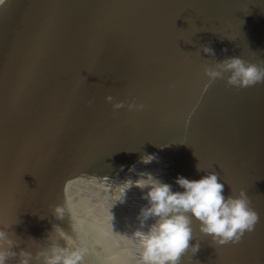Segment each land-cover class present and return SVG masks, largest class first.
Masks as SVG:
<instances>
[{"label": "water", "instance_id": "1", "mask_svg": "<svg viewBox=\"0 0 264 264\" xmlns=\"http://www.w3.org/2000/svg\"><path fill=\"white\" fill-rule=\"evenodd\" d=\"M231 56L264 60V0H5L0 227L33 254L58 224L88 264H142L129 236L147 201L132 187L116 202L124 181L150 172L183 191L178 176L214 171L225 196L245 190L260 222L216 246L193 219L192 264H264V83L206 87L203 72ZM107 95L145 107L114 113ZM55 204L68 210L62 221Z\"/></svg>", "mask_w": 264, "mask_h": 264}, {"label": "clouds", "instance_id": "2", "mask_svg": "<svg viewBox=\"0 0 264 264\" xmlns=\"http://www.w3.org/2000/svg\"><path fill=\"white\" fill-rule=\"evenodd\" d=\"M4 4L5 0H0V5ZM202 51L215 56L213 48L208 45L202 46ZM222 51L226 52L227 49ZM203 72L208 78L206 87L218 79H224L226 86L239 90L264 83V60L252 63L240 56L225 57L216 60L212 66L206 64ZM105 101L112 105L114 113L125 107L130 112L141 111L145 107L143 103L137 104L134 98L126 103L107 95ZM155 160V155H145L139 162L150 164ZM197 170L202 171L199 165ZM139 176L135 181H124L122 185L126 187L116 202L124 203L126 192L132 187L141 189L142 199L147 201L136 217L137 229L129 236L137 245L142 264H182V258L189 250L191 254L184 264H192V257L198 254L201 247L199 239L193 236V219L198 222L199 232L210 236L216 246L239 244L245 232H253L260 222L259 214L253 209L245 190L240 189L238 194L225 196L224 183L219 182L218 173L214 171L198 180L178 176L175 183L183 191H173L170 184L162 182L150 172L140 173ZM67 212L64 205L52 206V214L58 221L64 220ZM150 220L153 221L151 224L148 223ZM8 228L9 225L0 227V264H8L10 260L16 264H88L87 248L74 242L58 224L53 225L51 233L54 235L49 233L47 246L36 250L35 254L20 248V239ZM61 240L64 241L63 246ZM193 240L196 242L191 243ZM195 264H199V261Z\"/></svg>", "mask_w": 264, "mask_h": 264}]
</instances>
